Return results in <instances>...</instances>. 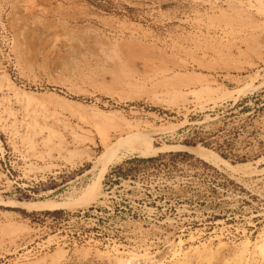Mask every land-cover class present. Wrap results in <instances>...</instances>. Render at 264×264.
<instances>
[{"label":"rangeland","instance_id":"obj_1","mask_svg":"<svg viewBox=\"0 0 264 264\" xmlns=\"http://www.w3.org/2000/svg\"><path fill=\"white\" fill-rule=\"evenodd\" d=\"M120 136L165 149L91 205L16 203L76 196ZM81 208L82 243L42 250L40 215ZM262 239L264 0H0V264H264Z\"/></svg>","mask_w":264,"mask_h":264},{"label":"bare ground","instance_id":"obj_2","mask_svg":"<svg viewBox=\"0 0 264 264\" xmlns=\"http://www.w3.org/2000/svg\"><path fill=\"white\" fill-rule=\"evenodd\" d=\"M32 28H34V27H32ZM36 29H35V31H36ZM21 32H23V31H21ZM111 57L113 58V56H111ZM103 140H104V150L100 154V156L98 157V160H97V164L100 165L98 168V172H97L94 180L92 179L93 181L88 186H86V188L81 190V192L79 194H77L76 196H73V197L71 196L70 198H67L64 201L46 199V200L33 201V202H18L17 201L16 203L21 204V205H26V206L37 207V208L38 207H48V208L49 207H66V208H73V209L78 207V206H82V205H85V206L91 205L92 203L97 201L101 195L105 194L103 191V187H102V185H103L102 180H103V177L106 175L105 173L108 170V167L111 163H114V162L121 160L122 157L127 152H138L140 155H151V154H157L158 151H160L161 149L164 148V146H162V147H159V146L147 147L144 139L140 140L139 138H136V137L135 138L134 137L125 138L123 136H120V137L110 139V140H106L105 138H103ZM173 147H180V149L188 150V151L192 152L193 154L201 157L204 160L211 161L212 163H216V164L222 163L227 168L234 170L235 172L236 171H241L242 173L243 172L244 173L250 172L249 174H251L253 171L256 172V168L254 169L251 166V162L250 163L246 162V163L233 164V163L228 162L227 160H225L224 158H222L218 154L214 153L212 150H210L206 147L200 146V145L195 146V147H188V146H184V145H179V146L166 145V148L171 149ZM259 247L261 248V250L263 252L262 255L264 256V240L261 242V245ZM245 248H246V246H245ZM245 248L243 251H245ZM58 253H59V255L63 254L62 251H59ZM121 261H123V260H121Z\"/></svg>","mask_w":264,"mask_h":264},{"label":"built area","instance_id":"obj_3","mask_svg":"<svg viewBox=\"0 0 264 264\" xmlns=\"http://www.w3.org/2000/svg\"><path fill=\"white\" fill-rule=\"evenodd\" d=\"M88 215V208H81L78 210H71L70 212H62L60 214H51V215H40L43 217L44 225H52L55 228V232L52 235L47 236L44 239H41L40 248L42 250H48L53 245H62V246H77L79 243H82L80 237L81 231L84 229L80 222L82 218H86ZM86 232V231H85ZM69 234L72 239L69 238Z\"/></svg>","mask_w":264,"mask_h":264}]
</instances>
